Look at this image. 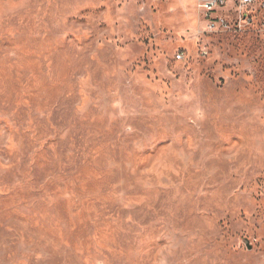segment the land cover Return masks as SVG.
Listing matches in <instances>:
<instances>
[{"label": "rangeland", "instance_id": "1", "mask_svg": "<svg viewBox=\"0 0 264 264\" xmlns=\"http://www.w3.org/2000/svg\"><path fill=\"white\" fill-rule=\"evenodd\" d=\"M0 264H264V36L0 0Z\"/></svg>", "mask_w": 264, "mask_h": 264}, {"label": "built area", "instance_id": "2", "mask_svg": "<svg viewBox=\"0 0 264 264\" xmlns=\"http://www.w3.org/2000/svg\"><path fill=\"white\" fill-rule=\"evenodd\" d=\"M211 32H255L264 36V0H195ZM217 13V15H213ZM180 59V56H176Z\"/></svg>", "mask_w": 264, "mask_h": 264}, {"label": "water", "instance_id": "3", "mask_svg": "<svg viewBox=\"0 0 264 264\" xmlns=\"http://www.w3.org/2000/svg\"><path fill=\"white\" fill-rule=\"evenodd\" d=\"M247 248L249 249V245L247 246Z\"/></svg>", "mask_w": 264, "mask_h": 264}]
</instances>
